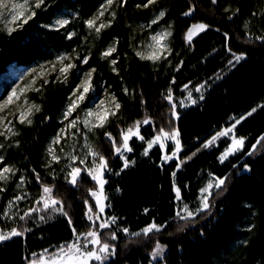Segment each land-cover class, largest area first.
<instances>
[{
    "label": "trees",
    "instance_id": "16d2710c",
    "mask_svg": "<svg viewBox=\"0 0 264 264\" xmlns=\"http://www.w3.org/2000/svg\"><path fill=\"white\" fill-rule=\"evenodd\" d=\"M105 1L47 0L27 24L11 34H0V77L11 66L29 67L52 60L57 51H71L80 43L79 36L66 41L60 32L48 31L45 26L61 11H71L77 15L80 34L85 21ZM147 3L148 0H119L115 17L99 33L83 67L96 69L92 79L95 93L100 94L99 87L103 85L120 103L119 116L108 123L105 132L119 142L125 128L145 117L152 121L140 132L144 140H131L133 150L127 159L134 163L122 172L123 162L114 156L112 141L104 136L95 144L110 169L104 186L106 204L110 205L106 215L116 217L112 231L118 242L115 256L104 264H154L150 253L157 242L167 248L166 264H248V258L249 264H264V148L246 154L264 136V41L244 29L248 23L252 28L264 23V1L217 0L212 4L211 0H155L143 7ZM190 8L191 15H184ZM161 9L165 11L164 22L173 27L172 67L166 75L140 61L131 50L133 26L148 21ZM198 23L209 27L186 43L188 29ZM112 44L116 45L113 56L102 58L101 54ZM232 53H244L245 58L229 65ZM113 59L115 64L111 63ZM71 79L67 84L45 89L41 114L32 127L23 130L21 149L11 153L13 162L21 163L34 181L38 173L44 184L53 187L68 216L31 224L24 235L1 242L0 264H27L34 254L72 241L73 228L79 233L90 229L85 201L92 202L88 190L95 188L94 182L82 175L73 186L44 176L41 168L46 141L57 131L66 99L77 84V78ZM206 80L210 82L204 98L179 111L175 122L182 146L180 160L187 162L177 170L176 161L162 163L158 148L144 155L146 141L172 120V108L165 99L167 91L171 89L178 96L184 85ZM4 96L5 92L0 100ZM253 108L257 110L235 129L237 137L246 138L242 151L221 163L218 157L224 144L202 149L214 132L246 116ZM213 175L226 178L224 187L215 193L207 212L178 232L171 227L178 205L174 186L180 189L181 203L194 206L199 190ZM152 223L164 230L147 238L132 235ZM124 228L129 235L123 232ZM231 248L239 252L232 254ZM237 253L244 258L236 261L232 255ZM221 255L224 259H220Z\"/></svg>",
    "mask_w": 264,
    "mask_h": 264
},
{
    "label": "snow or ice",
    "instance_id": "6c2138e0",
    "mask_svg": "<svg viewBox=\"0 0 264 264\" xmlns=\"http://www.w3.org/2000/svg\"><path fill=\"white\" fill-rule=\"evenodd\" d=\"M113 2L114 0H106V4L109 7L113 4ZM216 2L217 0H211L212 4H215ZM153 3H155V0H148V3L144 4L143 7H148L149 4ZM44 4L45 0H31V2L30 0H0V22L4 24L8 33L11 34L18 28L22 27L24 24H27L30 20H32L33 17L36 15L35 9L41 8ZM105 11H107V7L102 6V10L98 13L97 16L85 21L86 26L89 29L94 30L97 34H99L102 29L109 26V24H106L104 22H100L99 24H97V22L100 21V17L104 16ZM192 11L193 9L190 8L188 12L184 13V15H191ZM112 16L114 18L115 13H112ZM164 16L165 13L161 11L158 16L150 22L149 27L152 24H157ZM56 23L59 27H64L69 23V21L67 19H60L57 20ZM12 25H15V27H12ZM208 27L209 26L204 23H198L193 25L188 29L186 33V41L190 43L192 41V38L197 35L198 32H203ZM170 35L171 33L168 31L157 32L151 35L149 38L150 43L146 45L147 51H137L136 55L139 56L142 60H149L152 62L165 59L166 53L169 51V49L167 44L164 43V41ZM256 39L264 41V36L256 37ZM115 51L116 49L114 46L109 47L101 54V56L102 58H107L111 56L112 53ZM229 51L231 52V49H229ZM244 58V53H232V59L228 61V64L234 66L236 63H239ZM70 59L71 58L68 56H60L57 58V61L52 64V71H56V64L60 65L58 69L59 75L57 76L58 80L63 79L66 81L69 71L76 67V65L71 62L64 63L65 61H70ZM82 63L87 64L88 57H84ZM111 63L115 64L116 61L113 59ZM40 68V73H37L36 69H32V73H37V75L48 74L46 73L44 65H41ZM95 71L96 69L92 68L90 71L85 73L81 83L78 84L73 90L72 97H70V103L64 113L65 120H67L69 116H71V114L76 111V109L80 106V103H82L86 99L87 94L93 90L92 79L93 73ZM113 71H115V69H113ZM47 82L48 81L45 80V83ZM34 84L35 78L32 79L30 85H26L25 87L19 89L13 88L6 98L3 101H0V113H5L9 111L11 107L14 106V101H21V98L25 96V92L28 89L39 91V89L32 88V85ZM188 87L189 86L187 84L184 85L185 90H187ZM204 87L205 84L197 85L195 87V92L200 93ZM125 92H127V89H125ZM199 98L202 100L204 97L203 95H201ZM165 99L171 105L172 116L176 117V104L173 102L171 89H169L168 94L165 96ZM185 99L188 100L191 104L196 103V100L192 98L191 91L188 92V96ZM113 105L115 110H119L120 103L116 100L115 96H111L108 105L105 104L104 100H100L99 103L96 105L95 110L90 109L86 112L85 118L82 121L84 127L88 131H92L95 128H103L108 122L109 116H114L117 114L116 111L112 110L111 106ZM180 105L182 107L187 106L184 103V100L180 101ZM15 107L18 109V112H13L12 115L17 118L20 124L27 123L30 125L32 123L30 117L33 115V112L40 111L39 105L30 104L26 98L23 99L22 103H17ZM255 111L256 109L253 108L249 113H247V116H251L252 113H254ZM245 118L246 117H240L230 127L217 132L214 136L211 137L210 140H208L203 145V147H209L210 145L214 144L215 141L220 137L229 136L231 139V143L227 146L225 151L221 153V155L218 157L221 163H223L230 155H233L238 151H242L244 149L246 138L237 137L234 134V130L236 126L241 122V120ZM78 122H81L79 121V118L71 120L67 125V128H76ZM149 123L150 118L148 117H145L143 121H136L132 127L128 128L126 131L121 132L119 142L112 137L111 133L105 132V136L112 141L113 154L118 155L119 158L123 161V165L120 169L121 172L127 167H129L130 163H134V161L130 162L124 155L125 152H131L133 150L129 145V141L133 137H136L140 140H144L145 138L140 135V125ZM11 125L12 120L7 119L6 115H0V136H3L5 139H8L9 136L16 135ZM63 131L64 130H62V132ZM77 131H79V129H77ZM178 137V130L173 129L169 132L165 131V129L163 128H160L157 134L152 138V140L146 141L147 147L144 150V155H148L149 150L155 144H159L160 149L164 150L166 148L165 141L171 140L175 142V149L172 151L171 155L165 154L161 157L162 161L167 162L168 160L174 158L181 149ZM61 138V134H58L54 143H60ZM262 141H264V137L259 138L256 144H253L252 148L246 154L251 155L255 151L257 145L260 144ZM0 147H2V145H0ZM85 147L88 149L87 155L93 158L92 164L90 166H85L84 168L71 166L70 170L67 173V182L73 186H76L78 179L81 177L82 172L87 173V175L96 184L95 189L88 190L89 195L95 201L96 211H93V207L89 205L88 201L86 200L85 206L87 208V211L85 215L89 221H100L98 225L99 229L109 228L111 224H114L116 222V217H109L107 220L102 219V215L104 213L105 208L110 206L105 203L108 197L104 192V186L107 183V180L104 178L105 172L110 171L108 167V161L103 155H100L98 152L94 151L91 146L85 145ZM48 151L52 157L53 162L60 161V157L55 154L54 149L49 148ZM77 160L80 165H86V160L84 158H78L75 155L70 156V161L73 165H75ZM0 163H3V157H0ZM177 167H179V165ZM244 168L245 170H248V165L245 164ZM15 174V169L7 164H4L3 167H0V181H7L11 175ZM116 174L119 175L120 173L117 172ZM173 176H175V173H173ZM36 181L38 184H40L39 198L34 201L33 207H30L27 210L23 211V214L19 216V219L21 221H24L27 218L32 217L35 213L48 212L49 210L53 213H60L67 217L68 214L64 210L62 200L53 194V187L44 184L41 181V178L38 173H36ZM23 183L24 178L21 177L20 184L22 185ZM225 183L226 178L215 177L213 175L212 179H210L207 184L199 190L201 194L199 197L200 205L195 210V212L189 210L188 206L185 205L184 208L181 210L185 215H181L178 212L177 216H179L181 219H188L194 218L196 215L206 212L210 208V196L212 195V189H221L225 185ZM174 190L176 193V199L180 200V189L175 188L174 186ZM2 191H4V189L0 188V192ZM117 191H120V189L117 188ZM26 195L27 193H24L23 195H16L13 200L9 202L8 207H14L17 202L23 200ZM4 215L9 216L7 210L4 212ZM39 218L41 221H43L45 219V216L41 215ZM68 222L71 225L72 221L70 218ZM161 228L162 226H158L157 224L152 223L142 229L141 233H133L132 235L138 236L143 234L144 236H148L153 231H161ZM122 230L126 234L129 231L127 228H124ZM24 231H28V229H24L23 231H21L18 230L16 227H12L8 231H0V242L7 241L13 237L22 236L24 234ZM72 231L75 239L73 241L67 242L66 244L60 245L56 252L50 254L49 264H92V262L104 264V262L109 260L111 256L115 255V245L110 244L107 240H103L101 238V233L98 230L90 228L89 231H87L86 233H79L75 228H73ZM110 239H117L115 232H112L110 234ZM164 248V245H161L159 242H157L155 248L150 253V257L153 260L157 259L163 254ZM47 251V249L44 250L45 253H47ZM31 264H38V262L36 260H33L31 261ZM39 264H45L43 254H41L40 256Z\"/></svg>",
    "mask_w": 264,
    "mask_h": 264
},
{
    "label": "rangeland",
    "instance_id": "374dc122",
    "mask_svg": "<svg viewBox=\"0 0 264 264\" xmlns=\"http://www.w3.org/2000/svg\"><path fill=\"white\" fill-rule=\"evenodd\" d=\"M30 2H31V0H30ZM46 2H47V0H45V4H46ZM44 5H42V7L39 9H35V11L38 12V11L42 10ZM102 6L107 7V11H105L103 17H100V21H98L97 24H99L100 22H104V23L110 25L109 22H111V20L113 19L112 13L116 12V10L119 6V0H114L113 4L110 7L107 6L106 1H105L100 6V8L97 10V12L93 15V17L98 15V13L102 10ZM161 11H163L165 13V11L162 9L155 11L152 14V17L148 21L140 22V23L133 26L132 31H131V50L140 61L145 62V63L146 62L149 63L152 67L155 68V71H162V73L164 75H166L168 73L167 71L169 70V68L172 67V61H171V55L173 52V48H172L173 27H172V24L165 23L164 22L165 16H164L157 24H152L149 27L150 22L154 18H156ZM76 18H77V15L74 12L63 10L56 16V18L51 22L50 25L45 26V29L48 31L60 32L61 35L65 36L66 41H71L75 37L79 36L77 38V40L79 39L80 43L75 45L71 49V51H69V52L64 51V50L57 51V53L54 54V58L52 60L47 61V62L35 63L29 67L11 66L8 68L7 73L0 77V95L5 92V96L0 101H3L7 97V95L11 92V90L13 88L19 89V88L25 87L26 85H30L33 78H35V84L32 85V88L39 89V91L28 89L25 92V96L21 98V101H19V102L14 101V106L11 107V109L9 111H7L5 113H0V115H6L7 119L12 120L11 126L13 127V130L16 133V135L9 136L8 139H5L3 136H0V145H2V147H0V157H3V163H0V167H3L4 164H7V165L13 167L15 169V173H16L15 175H11L7 181H0V188L4 189V191L0 192V222H1L0 231H8L12 227H16L18 230L23 231L24 229H29V226L31 224H41L44 222L51 221L55 217L64 216L63 214L53 213L49 210L48 212L35 213V214H33L32 217L27 218L24 221H21L19 219V216L23 214V211L27 210L30 207H33L34 201L39 198L40 187L37 185L36 181H34V179L27 173V171L24 170L21 163H14L13 162V160L11 158V153L21 149L22 139H23V135H22L23 130L26 128L32 127L35 123L36 118L41 114V112H42L41 99H42V96L44 94L45 89L47 87H49L50 85L61 86V84H67L72 80L71 78H73V77L77 78V84H76V86H77L83 80L84 74L91 70V69L90 70H83V67L86 64L82 63V60L84 57L89 58V54L91 53V50L93 48V44L98 39L99 34H97L94 30L89 29L85 23H84L83 31H80V34H78L79 33V31H78L79 22L76 20ZM60 19H67L69 21V23L67 25H65L64 27H59L57 25L56 21L60 20ZM12 27H15V25H12ZM104 29H102L101 32ZM244 29L247 31V33H249L255 37L264 36V23H261L259 27H253V28L248 23L247 25L244 26ZM164 31H168L171 33V35L168 36L167 39L164 41V43L167 44L168 49H169V51L166 53V58L161 59V60L156 61V62L140 59V57L136 55V52L137 51H147L146 45L148 43H150V39H149L150 36L157 33V32H164ZM200 33H202V32H198V34L195 35L192 38V40L195 37H197ZM0 34H6V35L9 34L2 22H0ZM185 41H186V39H185ZM186 43L189 44V42H187V41H186ZM113 46L116 49L115 44H112L109 47H113ZM113 54H114V52L112 53L111 56H113ZM60 56H68L71 58L70 61H65L64 63L71 62V63L76 65V67H74L73 69H71L69 71L66 81L63 79H60V80L57 79V76L59 75V71H58V69L60 67L59 64H56V71H52V67H51L52 64L55 63L57 61V58ZM111 56H109L105 59H109ZM41 65H44L46 73H48V74L37 75V73L41 72V68H40ZM32 69H36L37 73H32ZM45 80H47L48 82L45 83ZM209 82H210V80H206V81L200 83V84H205V87L202 89V91L200 93L195 92V87L197 85H200V84L188 85L189 86L188 89L185 90L183 88L181 95H178V96H175L172 93L173 102L176 104L177 116L176 117L171 116L172 120L169 121L163 127V129H165V131L170 132L171 130L176 129L175 122L178 119V112L181 110H184V109H188L192 106H195L199 101H201V99L199 97L201 95L204 96L205 92L207 91V89L209 87ZM76 86H75V88H76ZM99 91H100V94L95 93L94 90L90 91L87 94L86 99L82 103H80V106L76 109V111H74L71 114V116H69V118L67 120H65L64 119V113H65V111H66V109L70 103V97H72L73 91L67 97L66 102L64 104V107L61 111L60 118L58 120V124H59L58 126L59 127H58L57 131L55 133H53L47 139L46 144L44 146L43 158H42V167H41L44 176H46L48 178L62 180L64 182H67V173L70 170L71 166H77V167L84 168L85 166H90L92 164L93 158L91 156L87 155L88 149L85 147V145L91 146L92 149L94 151H96L95 150V144L99 141V139H101L102 137L105 136V129H106L108 123L111 120H113L114 118H116L117 116H119V110H120V108H119V110H115L114 105L111 106L112 110L116 111L117 114L114 116H109L108 122L105 124V126L103 128H95L92 131H88L82 123L83 119L85 118L86 112L89 111L90 109L95 110L96 105L99 103L100 100H104L105 104L108 105L109 100L111 99V96H115L112 92L106 90L103 87V85H101L99 87ZM189 91L192 92V98L196 100L195 104H191L188 100L185 99L188 96ZM167 94H168V91H167L166 95ZM25 98L27 99V101L30 104L40 106V111L39 112L34 111L33 115L30 117L32 120V123L30 125L27 123L20 124L18 122L17 118L12 115L13 112H18V109L15 107V105L17 103H22L23 99H25ZM115 98L118 101L116 96H115ZM181 100H184V103L187 106L182 107L180 105ZM256 110H257V108H256ZM244 117H248V116L246 115ZM77 118H79V121H81V122L77 123L76 128L68 129L67 125L69 124V122L71 120H74ZM237 119H239V118H237ZM237 119H234L227 127H224L223 129L230 127L233 123H235V121ZM150 124H152L151 120H150L149 124H141L140 125V132L143 128H145L146 126H148ZM128 128H130V127H128ZM128 128H125L124 131H126ZM77 129H79V131H77ZM223 129H221V130H223ZM62 130H64V131L62 132ZM217 132H219V131H217ZM217 132H214L212 136H214ZM58 134H61L62 138L60 140V143L57 144V143H54V141H55ZM234 134L236 135L235 130H234ZM211 137L208 140H210ZM152 138L150 140H152ZM132 139L140 140L136 137H133ZM178 139H179V137H178ZM131 140L129 141V145H130ZM230 143H231V139L229 136L220 137L215 141L214 144L210 145L207 148L202 146V149L203 150L204 149L210 150V149L217 148L220 144H224V146H225V148L223 150V152H224ZM165 144H166V148L164 150L160 149L159 144H155L149 150V152L155 148H158V149H160L162 156L165 154L171 155L172 151L176 147L175 142L171 141V140H167V141H165ZM180 145H181V143H180ZM146 147H147V143L145 144V148ZM49 148L54 149L55 154L60 157L59 162H53L52 161V157L48 151ZM263 148H264V141H262L260 144L257 145L254 153L259 152ZM149 152H148V154H149ZM238 152H240V151H238ZM238 152H236L235 154H237ZM130 153L131 152H125L124 153L125 157L127 158ZM181 153H182V146H181L179 153L174 158L168 160L167 162L162 161V163L168 164L171 161H176L177 164L179 165V167H177V170L181 169L182 166L184 165V163L187 162V160H185V161L180 160ZM143 154H144V152H143ZM235 154H233V155H235ZM72 155H75L78 158H84L86 160V165H80L78 163V160L75 163V165H73L72 162L70 161V156H72ZM233 155H230L228 158H230ZM114 156L119 157L118 155H114ZM132 164L133 163H130V166ZM82 175L88 176L86 172H82L81 176ZM105 175H106V172H105ZM21 177L24 178V183L22 185L20 184ZM104 178H105V176H104ZM210 179H212V177H210L205 182L204 186L207 184V182ZM94 184H95V182H94ZM95 188H96V184H95ZM175 188H177V186H175ZM221 189H215V188L212 189V195L210 196V208L212 205L213 196L215 195V193H217ZM24 193H27V195L25 196V198L23 200L17 202V204L12 208L8 207L9 202L12 201L16 195H23ZM53 194H54V191H53ZM200 195L201 194L199 192V197H200ZM199 197H198L197 203L194 206L187 205L189 210L195 212V210L199 207V205H200ZM90 198H91L92 202L89 205H91L93 207V211L95 212L96 211L95 210V201L91 196H90ZM177 202H178L177 213L179 212L181 215H185L181 210L184 208V206L186 204L181 203L180 200H177ZM106 209H107V207L105 208L104 213L102 215V219H104V220H107L109 218L106 215ZM6 210L8 211L9 216L4 215V212ZM86 211H87V209H86ZM200 214H202V213H200ZM200 214L196 215L194 218H188V219H181L176 214L175 219L171 223V227H174L178 232H180L185 227L194 224L193 222L196 220V218L198 216H200ZM41 215L45 216V219L43 221H41L39 218ZM49 217H51V218H49ZM99 222L100 221H95V220L89 221L90 228H94V229L98 230L101 233V238L103 240H107L110 244L115 245V249L117 251V243H118L117 239H115V240L110 239V234L113 232L112 228L115 225V223L111 224V226L109 228L99 229V227H98ZM162 230H164V227L161 228V231ZM161 231H159V232H161ZM26 232L27 231H24V234ZM159 232L153 231L148 236H144L143 234L138 235V236L147 238L151 235L158 234ZM127 235H129V234H127ZM13 238H16V237H13ZM74 239H75V237H74ZM58 248H56L54 250H48L47 253H45L43 251L41 253H38V254L32 256L27 264H31V261H33V260H36L39 264L41 254L44 255L45 264H49L50 254L56 252V250ZM154 248H155V246H154ZM116 251H115V254H116ZM230 251L232 254L235 251L239 252L238 250H235V249H234V251H232V248ZM166 254H167V248L165 247L164 252L160 257H158L155 260H153L150 257L151 262L154 264H156V263L157 264H166ZM238 254L239 253L232 255L236 261L244 258L242 254H240V255H238ZM114 256L115 255L111 256L109 258V260L112 259ZM219 257H220V259H224V257L222 255ZM109 260H107L106 262H108ZM250 261H251L250 258H248V260L246 259V262L248 264L250 263ZM106 262H104V263H106ZM215 263H217V261H215ZM92 264H98V262H92Z\"/></svg>",
    "mask_w": 264,
    "mask_h": 264
}]
</instances>
